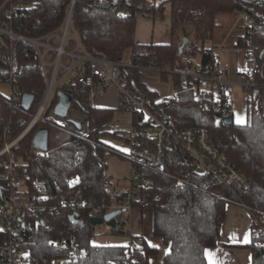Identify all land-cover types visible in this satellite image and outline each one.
<instances>
[{
    "label": "trees",
    "instance_id": "trees-1",
    "mask_svg": "<svg viewBox=\"0 0 264 264\" xmlns=\"http://www.w3.org/2000/svg\"><path fill=\"white\" fill-rule=\"evenodd\" d=\"M20 1L23 7L6 16L9 3L0 0V25L8 21L15 33L29 38H40L60 28L72 2ZM146 10L160 16L169 11L170 43L143 46L134 43L136 15ZM243 11L254 17V42L264 46V0H75L71 24L83 50L91 56L117 61L125 59L130 50H140L133 60L135 64L162 67L177 63V32L187 26L193 28V43L184 48L183 53H203V62L213 63L216 59L213 47L204 55L203 43L213 40L216 16L239 15ZM32 52V47L25 42L0 37V83L16 89L21 98L27 94L34 99L30 110L24 111L21 102L11 107L9 95L0 94V149L5 130H9L12 138L16 137L45 94L46 83L41 69L28 56ZM121 73L135 96L151 111L161 112L173 129L203 128L211 139L219 140L225 160L249 183L248 190L231 184L235 196L213 178L195 172L189 160L176 150L166 153L162 169L138 168L141 178L152 181V186L141 193L147 202L145 208L152 210V237L161 239L168 248L162 264H207L205 251L217 244L228 204L241 200L254 212L264 213V113L258 106V99L252 94L247 98L244 124L226 126L210 107L195 100L193 87L178 76L172 77L176 97L155 103L156 94L146 88L141 71L122 69ZM162 79H167V75L162 74ZM56 100L55 95L42 121L13 148L19 169L26 175L27 199L41 205L44 208L41 211H47L46 224L32 223L26 248L33 256L51 253L47 245L49 240H63L73 235L78 247L86 250L77 264H129L131 259L135 264H148L149 258L158 254V249L144 238L130 235L126 219L122 218L120 227L111 231L129 238L125 246H94L91 241L96 228L91 227L87 211L77 210L80 220L74 223L70 216L75 210L57 207L61 200L76 192L96 202L108 198L110 183L105 174L108 160L116 156V150L101 139L120 138L110 127L119 107H95L89 101L88 91L79 89L74 95V107L86 114L90 124L91 138L85 140L73 121L65 125L52 123L48 111L55 106ZM140 119V115L134 114L133 124L137 126ZM40 128L48 131L45 152L36 151L32 146V138ZM3 169V158H0V174L4 173ZM8 186V180L0 178V200ZM250 236L247 248L251 252V264H264V241L252 230Z\"/></svg>",
    "mask_w": 264,
    "mask_h": 264
},
{
    "label": "built area",
    "instance_id": "built-area-1",
    "mask_svg": "<svg viewBox=\"0 0 264 264\" xmlns=\"http://www.w3.org/2000/svg\"><path fill=\"white\" fill-rule=\"evenodd\" d=\"M7 2L9 5L5 10L6 16L23 7L20 0ZM122 14L123 12H120V15ZM148 14L151 17L153 13ZM238 17L242 32L236 36L235 42L244 64L232 78L228 63L217 59L213 63L203 62V53L190 55L182 51L178 53L179 59L174 66L166 64L162 67L135 64L133 60L140 50H130L125 59L117 61L91 56L83 50L79 36L72 28L70 8L62 26L40 38L17 34L11 29L8 21L1 23L0 37L19 40L32 47L33 52L28 56L39 65L46 90L40 105L31 114L23 130L14 138L9 130H5L2 137L0 158H3L4 173L0 174V178L7 179L9 186L0 200V264H77L78 259L86 253V250L78 247L73 235L63 240H49L47 245L51 253L39 256H33L25 245L28 243L32 223H47L44 216L47 211H41L44 209L41 205L27 199L24 185L26 175L19 169L13 148L42 121L57 91L70 95L71 104L64 118L54 114V107L49 109L48 117L52 123L59 125H65L67 121L79 123L80 135L89 140L90 124L85 113L81 112L79 117L75 116L74 95L79 89L87 90L89 101L93 103L98 94L110 88L116 89L120 110L112 120L111 129L119 133L120 140L126 147L123 152L116 150V156L128 164L127 174L123 179L105 174L110 183L106 200L96 202L83 193L76 192L61 200L57 207H70L75 210L74 213H77V210H86L91 218H102L112 211H120V215L115 217L118 229L123 213L136 207L143 209L147 205L141 192L150 188L152 181L141 178L138 168L162 169L169 150L183 154L195 172L213 178L235 196L231 184L244 190L249 189L248 181L225 160L219 140L211 139L203 128L173 129L171 122L161 112L151 111L142 99L135 96L121 73L122 69H136L141 72L165 74L169 79L178 76L193 87L195 100L200 105L210 107L221 122L224 118L232 117L233 97L239 89L244 92L246 99L251 94L255 95L258 106L264 113V46L254 42V17L246 11L240 12ZM211 49L210 41H205L204 55ZM9 97L11 107L22 101L16 89L10 88ZM175 97L174 93L172 98ZM134 114L141 116L137 126L133 124ZM128 119L129 122L126 123ZM121 180L124 183L119 185ZM234 205L248 212L252 232L264 241V213L254 212L241 200ZM101 225L105 227L103 235L114 230L106 221ZM129 264H135V260L131 259Z\"/></svg>",
    "mask_w": 264,
    "mask_h": 264
},
{
    "label": "crops",
    "instance_id": "crops-1",
    "mask_svg": "<svg viewBox=\"0 0 264 264\" xmlns=\"http://www.w3.org/2000/svg\"><path fill=\"white\" fill-rule=\"evenodd\" d=\"M148 13L149 11L146 10L136 15L134 43L136 45L142 46L150 44L163 45L170 43L171 16L169 14V11L166 10L163 16H160V14L156 13L152 14V16L150 17ZM184 29L189 35L188 45L186 46L187 48H189L192 46L194 34L193 31L189 30V26L184 27ZM180 30H178L177 32L178 47L181 45L182 39ZM239 34L234 35L231 42L225 45L229 49L227 53H229L231 55L230 58H232V63L226 62L230 66L232 77H234L238 69H240L244 64L242 56L238 52L235 42V38ZM210 43L213 47L214 57L219 60L218 56L215 54V45L213 44V40L210 41ZM147 73L154 74L151 72ZM158 75V81L155 82L147 80L146 76L144 77L143 74V82L146 88L156 94L155 103L166 101L167 99L172 98V95L174 94L172 79H169L167 77V79L164 80L162 79L161 74ZM96 98L92 103L95 107L111 109H116L119 107V96L116 89L114 88H110L106 92L100 93V95L98 94ZM246 100L247 99L245 96V110L247 106ZM80 113L81 111H77V114H74L76 117H79ZM110 127L112 128V121L110 122ZM113 140L115 142L117 141L119 146L114 144ZM101 141L105 145L115 150H122L121 148H119L121 146L125 147L120 138L114 139L111 137H105L102 138ZM126 174L127 173H124L122 176L118 175V178L123 179ZM118 183L119 185H122L124 181L121 180ZM126 220V228L130 235L144 238L150 246L156 247L158 249V254L156 256L150 257L148 264H162L163 256L168 252V248L163 244L161 239L152 237V210L150 208H133L131 211L127 212ZM250 230V218L248 212L237 205L228 204L226 206V217L222 225L220 237L217 241V244L215 247L206 249L205 251V259L207 264H210V258L208 255L209 253L212 254L211 260L214 261V264H251V252L247 248L251 240ZM128 242L129 238L123 236L120 237V240L116 244L94 246H125Z\"/></svg>",
    "mask_w": 264,
    "mask_h": 264
},
{
    "label": "rangeland",
    "instance_id": "rangeland-1",
    "mask_svg": "<svg viewBox=\"0 0 264 264\" xmlns=\"http://www.w3.org/2000/svg\"><path fill=\"white\" fill-rule=\"evenodd\" d=\"M216 23H217V28L215 29L214 35H213L214 37L213 44L215 45V48H214L215 54L218 56V59L220 62L232 63L231 61L232 58H230L231 55L227 53L229 49L225 45L231 42L234 35L242 32L241 22L239 20L238 14L237 15L218 14V16L216 17ZM189 30L193 31V28L189 26ZM143 74H144V77L146 76L147 80L155 81V82L158 81L159 75L156 73L150 74V73L145 72ZM230 76L232 78L231 72H230ZM0 94L5 95V96L10 95V86L4 83H0ZM233 105H234L233 113H232L233 123L234 124L245 123L246 121L245 94L241 89L235 91V94L233 97ZM74 113L77 114V110H75ZM127 117L129 118L128 114H127ZM238 117L241 119L242 123L237 122ZM128 122H129V119L127 120L126 123ZM113 143L119 146L117 141L116 142L114 141ZM119 148L122 149L119 151L123 152L125 150V147L123 146ZM127 170H128V164L123 159H121L119 156H113L109 158L108 169H107L108 174L112 175L113 177H116V176L118 177V175L122 176L124 173H127ZM122 218L127 219V213H123ZM103 230H105L104 225H98L96 227V233H95L96 235L91 241L93 245L116 244L120 240V237H123L122 235L115 234V233L103 235L102 234Z\"/></svg>",
    "mask_w": 264,
    "mask_h": 264
},
{
    "label": "water",
    "instance_id": "water-1",
    "mask_svg": "<svg viewBox=\"0 0 264 264\" xmlns=\"http://www.w3.org/2000/svg\"><path fill=\"white\" fill-rule=\"evenodd\" d=\"M74 3H75V0H72L71 6H70L71 15H72V9H73ZM180 32H181L182 39H181V45L178 47V53H182L183 49L186 48V46L188 45V37H189L188 33H186L184 28H182ZM56 96H57V102L54 106V114L64 118L71 104V96L63 91H57ZM33 100L34 99L32 96L27 95V94L23 95L22 101H21V108L24 111H29L33 104ZM74 123L76 127L80 129V124L76 122ZM222 123L226 126H232L234 124L232 117H227V118L222 119ZM32 146L36 150L41 151V152H45L47 150V147H48L47 129L40 128L36 131V133L34 134L32 138ZM120 213H121L120 211H112L104 215L102 218H91L89 220L90 225L92 228L95 229L96 226L101 225L104 221H106L107 224L112 229L116 230L115 217L119 216ZM70 220L73 221L74 223L79 222L80 220L79 214L73 213L70 216Z\"/></svg>",
    "mask_w": 264,
    "mask_h": 264
},
{
    "label": "snow or ice",
    "instance_id": "snow-or-ice-1",
    "mask_svg": "<svg viewBox=\"0 0 264 264\" xmlns=\"http://www.w3.org/2000/svg\"><path fill=\"white\" fill-rule=\"evenodd\" d=\"M237 122L238 123H242V121H241V119L239 117L237 118ZM208 255H209V258H210V264H214V261L211 260V255L212 254L209 253Z\"/></svg>",
    "mask_w": 264,
    "mask_h": 264
}]
</instances>
